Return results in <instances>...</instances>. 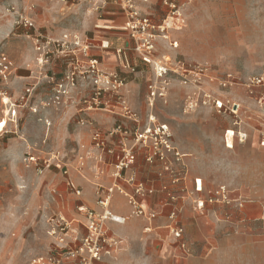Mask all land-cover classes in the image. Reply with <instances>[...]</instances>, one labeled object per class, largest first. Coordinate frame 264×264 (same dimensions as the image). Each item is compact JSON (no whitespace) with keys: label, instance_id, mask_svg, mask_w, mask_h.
I'll list each match as a JSON object with an SVG mask.
<instances>
[{"label":"rangeland","instance_id":"rangeland-1","mask_svg":"<svg viewBox=\"0 0 264 264\" xmlns=\"http://www.w3.org/2000/svg\"><path fill=\"white\" fill-rule=\"evenodd\" d=\"M131 1L141 15L167 27L169 39L177 41V48H172L157 39L156 54L168 60L171 71L177 65L186 70L202 65L208 67L207 74L212 77L209 81L198 76L201 103L188 112L184 110L185 100L195 89L169 72L166 96L157 99L152 109L158 121L169 125L175 147L184 154L180 168L190 188L187 200L192 210L207 215L208 204L197 210L196 201L218 185L228 188L231 200L215 206L244 209L260 201L263 216L249 221L245 227L249 234L236 233L235 217L231 221L235 225L234 234L223 231L214 239L232 237L229 242L239 250L235 253L236 261L264 264V146L260 143L264 134V106L253 96L256 93L250 94L242 85L264 70V0H173L179 12L175 16L163 0ZM103 17L100 0H0V122L6 121L0 129V264H36L40 257L46 259L60 253L48 234L49 223L57 215L73 217L77 202L62 170L68 166L71 173L77 154L84 150L80 144L86 148L91 133L90 126L78 123V114L72 109L71 96L76 90L71 91L68 99L65 97V103H52L55 81L67 64L53 53L48 54L47 62L39 63L33 38L37 33L56 36L66 32L91 38L92 23ZM22 19L32 26L25 27ZM130 51L135 53L133 48ZM141 70L144 84L135 106L127 104L140 126L149 114L146 85L152 78L151 67L144 66ZM228 75L236 83L224 88L220 83ZM27 89L31 92H26ZM4 97L8 99L6 103ZM213 97L239 104L238 114L211 107L208 100ZM117 121L111 120V125L122 124ZM128 126L126 130H133L136 123ZM228 129L246 132L247 139L240 142L234 137L231 141ZM225 140L232 143L231 148ZM196 178L203 187L199 195L191 187V180L194 183ZM80 197H84L82 192ZM144 208L155 219L163 214L145 205ZM167 216L172 241L158 235L147 242L113 236L115 244L102 260L107 264V259L141 264L145 258L128 257L129 253L142 256L144 251H151L157 256L162 250L175 251L183 260L194 255L195 247L188 242L190 235L181 225L179 209H171ZM222 216L216 215L218 224L225 222ZM135 218L141 219L132 216L130 222ZM176 228L182 229L179 238L174 237ZM218 245L219 242L210 243L205 248L208 251ZM62 258L64 263L66 257Z\"/></svg>","mask_w":264,"mask_h":264},{"label":"built area","instance_id":"built-area-1","mask_svg":"<svg viewBox=\"0 0 264 264\" xmlns=\"http://www.w3.org/2000/svg\"><path fill=\"white\" fill-rule=\"evenodd\" d=\"M163 4L169 6L172 10L171 14L179 15L178 9L175 7L173 0H163ZM120 8L125 13L127 19L122 26L133 41V50L144 63L151 67L152 78L147 82L146 102L149 108L147 121L140 126L136 118V114L132 112L125 101L123 89L126 80L116 71H106L101 66L99 60L90 55L91 43L86 38L77 33H62L58 38H49L37 33L33 38L36 50L39 53L37 59L43 64L48 60V54L53 53L58 57L65 59L67 68L62 76L56 79L52 103L61 105L65 103V97H70L71 91L78 89L84 93L83 100L87 104L88 109H110L111 104L118 106L122 117L132 119L136 123L133 130H126L124 124L115 125L109 132H101L94 130L91 133V141L95 148L104 155H112L115 153L113 147L110 146V139H117L118 154L113 162H111V177L115 180L113 184L107 187L97 186L95 191L97 211L83 209L78 207V211L84 212L85 222L83 227L85 234L80 235L79 230L73 225V220L57 215L51 218L48 228V234L51 236L60 253L53 257L44 259L40 257L35 260L36 264H64L62 256L67 259L75 260L78 264H99L105 253L115 244L106 228L107 223L124 224L130 217H141L145 220L154 219V214L150 210H146L144 201L146 195L152 193L143 187L142 182H138L135 176H125L124 173L130 170L136 160L137 154L140 152L144 155V161L149 164L160 163L165 170H169L172 164L180 167L183 165L184 154L181 153L173 143L171 129L167 123L158 121L152 113V109L157 99L166 96L168 90V76L172 72L180 77L184 84L194 87L191 95L185 100V111H193L199 103H201V79L198 76L212 80L208 76V67L202 65L194 66L192 70H186L183 65L172 71L168 68L167 62L163 56L158 57L156 54L157 39L160 38L168 47L177 48L176 40H170L167 33V27L163 24H155L147 15H141L131 0H120ZM171 15V17H172ZM24 26H32V23L26 19L21 21ZM156 54V55H155ZM5 62L6 57H2ZM125 68L134 71V68L125 65ZM192 74V75H190ZM190 75V76H189ZM236 81L231 75L221 80L220 86L226 88ZM243 86L249 90L250 94L256 97L258 103L264 106V70L250 77L249 81L243 82ZM259 88L258 91L254 90ZM27 89L26 92H29ZM31 92V91H30ZM205 95V94H204ZM202 103H206L202 100ZM208 104L217 110H228L231 115L236 116L239 111V104L228 100L213 97L208 100ZM226 133L229 138L235 137L240 142L247 139L246 132L228 129ZM130 142V143H127ZM261 145L264 146V134L262 136ZM227 147L231 148L232 143ZM58 159V157H55ZM86 154L77 155L78 168H83L85 164ZM59 161V159L57 160ZM104 162L107 161L104 159ZM59 167V165H57ZM63 174L66 175L67 169L63 167ZM102 171L98 170L100 174ZM183 176V170L180 169L174 173L172 183L177 182ZM123 179L126 183H132L131 192L124 190L117 185V181ZM67 184L71 187L73 193L80 195V190L70 181ZM193 191L196 194L203 192L202 182L200 179L194 180ZM117 192L126 197L130 211L127 215H119L112 211L111 202L113 194ZM231 200L230 191L225 185H218L208 191L205 198H198L196 206L203 209L205 204L228 203ZM182 233L181 228H176L174 237L179 238ZM75 234L76 236H70Z\"/></svg>","mask_w":264,"mask_h":264},{"label":"crops","instance_id":"crops-1","mask_svg":"<svg viewBox=\"0 0 264 264\" xmlns=\"http://www.w3.org/2000/svg\"><path fill=\"white\" fill-rule=\"evenodd\" d=\"M100 2H102L104 17L97 19L98 23H92L94 33L91 38H84L91 43L90 55L99 60L103 69L109 72L116 71L125 78L126 85L123 89L125 101L127 104L135 106V99L138 97L139 90L144 84L142 78L143 70L141 69H143L144 66L150 67V65L142 62L139 57H136L135 53L130 51L134 44L128 33L122 29L127 17L122 10L119 11L121 9H119L120 3H118L117 0H100ZM86 28H90V25ZM61 34L56 36L48 34L49 36L47 37L58 38ZM63 61H65V59ZM127 64L132 68L134 67L140 70L131 71L125 68ZM77 90L78 89H76V93H73L72 96L70 95L71 99H73L72 109L78 114V123L90 126L91 133L94 130L101 131V129V132L106 133V130H110L113 127V124L111 125V120H115L116 118L118 119L117 123L121 122L126 128L129 127L128 125H133L131 119L122 117L120 113L115 111V109H120L113 104H111L112 106L110 109H88L87 104L83 100L84 93L79 91L78 93ZM102 112H107L111 115ZM114 114L117 117H115ZM91 133L89 134V141H87L86 148L85 144H80V147L84 150L78 153L86 154L84 167L78 168L75 159L76 165L73 166L71 173L67 166V173L65 176L66 181L70 180L80 190L79 196L71 192L73 195L77 196V202L74 203L73 217L70 218L74 222L73 225L78 228L80 235L85 234L86 231L83 227L85 222L84 212L78 211V207L81 206L83 209L97 211L98 207L94 197L97 186L107 187L115 182L111 177V162L115 160L116 154H118L117 139H110L109 141L115 153L112 155H103L101 151L92 144ZM104 159L107 161L106 163ZM180 169V166L177 164H172L168 171L165 170L160 163L149 164L144 161V155L139 152L134 164L124 175L135 176L138 182H142L145 189L154 191L146 195L144 201L150 209H156L160 212L163 211V214L150 221L144 218H135L132 222H130L131 219H128L122 225L107 223L106 228L109 234L111 236L121 237L125 241L141 242V240H144V242H147L148 240L156 238V235L163 236L165 241H172L171 234L167 229L171 221L167 215L171 209L178 208L181 225L184 228L186 227L190 235L188 236L190 238L188 242L192 243V247H195L196 253H194V255L183 260L175 251L162 250L157 256L151 251H144L142 256L136 254L131 255V253H129L128 257L145 258V262L141 264H244L235 260V253L239 252V250L235 249L236 246L229 242L232 237H225V239L220 241L214 238H216V235H219V232L223 231L234 234L233 227L235 225L237 227L236 233L249 234L246 230L247 228H245L249 224V221L258 220L263 216L260 201L248 204L244 209H234L225 205L215 206L214 204H208L206 209L208 212L207 215L198 213L192 210V206L187 200V191L190 188L186 186L184 171L183 176H181L177 182L172 183L174 173ZM98 170L102 172L99 174ZM116 183L126 191L131 192L133 189L132 183H126L123 179L118 180ZM191 187L192 189L194 187L192 180ZM81 192L84 195L82 199L80 197ZM126 200L125 196L116 193L112 197V211L119 215H127L130 211V207ZM216 215H224L222 217L225 222L218 224L215 221V218H217ZM235 217L237 220L234 225L231 221ZM152 230L154 231L153 233H151ZM73 235L74 234H71L70 236ZM217 242H219L217 248L206 250L205 247H207V245L210 243H216L217 245ZM238 245L241 246L240 244ZM107 262L108 264H126L121 259H107ZM64 264L78 263L75 260L66 258ZM99 264L107 263L105 260H101Z\"/></svg>","mask_w":264,"mask_h":264},{"label":"bare ground","instance_id":"bare-ground-1","mask_svg":"<svg viewBox=\"0 0 264 264\" xmlns=\"http://www.w3.org/2000/svg\"><path fill=\"white\" fill-rule=\"evenodd\" d=\"M168 22V21H167ZM166 22V23H167ZM168 24V23H167ZM180 28V27H179ZM178 29V28H177ZM0 31H1V29H0ZM7 98L6 97H4L3 98V101H4V103H6L7 102ZM8 111V110H7ZM6 124V121H5V119H3V120H1V122H0V129L4 126ZM50 124V122L47 120L46 121V125H49Z\"/></svg>","mask_w":264,"mask_h":264}]
</instances>
